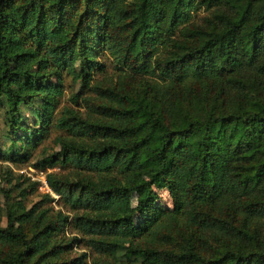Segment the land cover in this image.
<instances>
[{"label": "trees", "instance_id": "obj_1", "mask_svg": "<svg viewBox=\"0 0 264 264\" xmlns=\"http://www.w3.org/2000/svg\"><path fill=\"white\" fill-rule=\"evenodd\" d=\"M0 105L4 158L59 128L78 173L4 189L0 264H264V0H0Z\"/></svg>", "mask_w": 264, "mask_h": 264}, {"label": "rangeland", "instance_id": "obj_2", "mask_svg": "<svg viewBox=\"0 0 264 264\" xmlns=\"http://www.w3.org/2000/svg\"><path fill=\"white\" fill-rule=\"evenodd\" d=\"M205 13L204 10H199L196 14L194 19L200 18L201 15ZM100 60L104 62H109L111 60L110 56H108L106 53H102L100 55ZM112 69V63H109L108 71ZM100 79V78H99ZM79 85H77L74 90L78 89ZM70 88H66L62 99H61V106L64 104L74 106L78 108V106L75 104V102H72L70 100ZM36 105V104H35ZM82 111H85V107H81ZM24 114L27 117V120L31 121L34 119V114L31 112L30 108L26 107L24 109ZM59 133H64L63 130L59 128H52L50 129L48 135L33 148L31 156L28 160L21 161V162H13L7 158H4L6 156L0 154V202L1 205L4 206V189H6L7 192H9V195H17V192L22 187H27V184L29 182L36 181V188L32 189L30 186H28L27 195L24 198V201L27 205H30L34 201H37L40 199L41 194L43 192L48 191L53 197L54 201L51 202L55 207H63L64 209H67L66 205H63L61 200H57L59 195L55 193L50 187L46 184V173L51 171H57L61 172L62 174L67 173V175L72 178L76 179L78 177V173L75 172V168L71 165H55L53 167H43V166H36L34 163L37 161V159L42 158L45 155L54 153L59 149V145L55 141V136ZM10 133L8 132V127L5 124L4 119V108L2 105H0V149L1 150H13L15 145H12V142L9 140ZM19 145V142L17 143ZM24 151V148L21 147V149L18 151V153H22ZM83 172V170H81ZM13 176L11 177L10 174ZM9 178V179H8ZM28 178V179H27ZM19 181V182H17ZM20 185V186H19ZM11 189V190H9ZM157 192V198L153 201L152 207L150 211L144 212L142 214L136 213L133 217V223L132 225H137L139 223L144 222L152 213L153 211L159 207V206H172V198L168 193V190L166 188H156ZM20 198V196H17ZM131 203L132 205L136 204V195L132 194L131 196ZM81 210V209H80ZM4 221V218H3ZM77 234L80 236L79 232L75 230L72 226L67 230L66 235H72ZM87 251L89 253H92L90 249H88L83 244H77L69 253L70 256H73L81 251ZM87 264H90V261L87 262Z\"/></svg>", "mask_w": 264, "mask_h": 264}]
</instances>
